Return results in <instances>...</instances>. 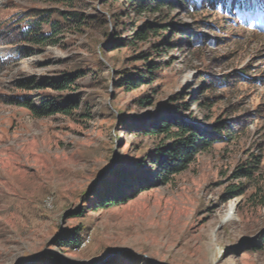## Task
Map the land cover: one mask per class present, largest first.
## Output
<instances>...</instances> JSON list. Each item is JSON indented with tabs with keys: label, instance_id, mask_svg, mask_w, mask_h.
Wrapping results in <instances>:
<instances>
[{
	"label": "rangeland",
	"instance_id": "obj_1",
	"mask_svg": "<svg viewBox=\"0 0 264 264\" xmlns=\"http://www.w3.org/2000/svg\"><path fill=\"white\" fill-rule=\"evenodd\" d=\"M73 13L81 16L73 20ZM34 14L46 15L45 29L57 22V43L16 42L13 31ZM150 23L172 31L113 45ZM175 30L189 36L173 38ZM0 32V264H26L41 253L27 263L35 264L50 253L44 250L69 264L108 255L102 264H264V9L189 15L177 8L157 18L135 13L126 0H0ZM194 33L202 39L197 46L190 44ZM153 65L150 83L151 74L126 87L125 78ZM241 70L256 80L206 91L202 75L231 78ZM66 74L75 80L62 91L18 86ZM21 95L78 107L36 117L5 101ZM182 103L188 110L180 113L199 126L226 122L232 132L164 182L155 161L171 139L139 129ZM249 166L250 177L237 174ZM122 174L151 187L125 203L97 206L115 183L128 191ZM229 204L232 216L221 223ZM76 228L79 246L56 242Z\"/></svg>",
	"mask_w": 264,
	"mask_h": 264
},
{
	"label": "trees",
	"instance_id": "obj_2",
	"mask_svg": "<svg viewBox=\"0 0 264 264\" xmlns=\"http://www.w3.org/2000/svg\"><path fill=\"white\" fill-rule=\"evenodd\" d=\"M127 5H129L132 10L137 13H149L155 15V17H161L162 14L167 16L170 11L179 8L182 12H185L189 15L194 13H198L205 8H208L212 12H221L222 14H233L235 8H239L241 10H246L248 8L255 9H264V0H256L254 5L252 0H209V5L205 6L204 1L202 3L198 2V0H126ZM200 3V4H199ZM35 15V14H34ZM37 18L30 19L29 22H24L23 25L16 28L13 31L14 37L17 43H27L30 45L36 46H45L48 44L57 43L58 39L56 35L58 34V24L57 22H51L49 24V28L45 29L44 25H46L49 20L46 19V15H35ZM73 20L77 19V17L81 16L80 13H73ZM18 22V21H17ZM82 22V20H81ZM198 26V25H197ZM169 25H158L156 23H150L148 25H142L137 30H132V36L128 40H120L116 41L113 45L115 47L122 46L125 44H130L135 42L136 40H146L147 32L152 31V34L156 36L159 34V31H172ZM6 33H11V30H6ZM197 33V31H195ZM1 34V32H0ZM189 36V32L184 30H175L171 33V36L175 38L176 36ZM193 41H190V44L199 45L202 42V39H199L197 35L194 33ZM0 40H2V36H0ZM164 41H167V37L164 38ZM189 44V45H190ZM155 48L158 47V44L154 45ZM25 48L18 47V53L21 56L26 54L24 51ZM182 50L183 48L180 47ZM197 51H201V46H198ZM5 62L0 60V65ZM157 65L148 66V70L146 72L136 73L135 76H130L125 78V84L127 88H136L139 85L146 82V77H149V80L153 79V72L156 70ZM206 77V91L213 90L216 86L221 89L228 88L234 86L236 82H240V80L247 79L256 80L249 76L244 70L238 72V74L229 78L228 75H221L218 77H212L208 75H202ZM202 77V78H203ZM74 77L71 75H64L58 81L53 80H45L41 84H38L34 79H27L24 81H20L18 84L19 87L24 89H33L39 88L43 89L45 87H51L57 91H62L68 88L73 82ZM151 81H149L150 83ZM6 102L11 104H16L22 107L27 108L34 116L36 117H44L51 116L55 114H71L72 110L78 107V103L74 100L68 101L67 103L59 102L54 98H46L42 97L39 103H35L32 97L21 95V96H13L7 97L5 99ZM202 102V101H201ZM197 104H203L197 101ZM207 105H210L207 102ZM176 113L168 112L165 115H157L152 119V122L146 126V128L139 129L140 132L144 134L150 135H161L165 134L167 139H171V142L167 145L160 147L158 150L156 161L158 164L159 172L158 175L162 177V180L165 182L168 180L171 174H176L182 171L187 163L193 158L201 150H205L210 148L213 144L228 140L230 138L232 132V125L226 122L214 123L205 128L203 126H199L196 121V118L191 116H184L180 113V111L188 110V105L186 103H182L180 105H176ZM179 112V113H178ZM209 120V118H206ZM174 130V131H173ZM257 161H259L257 159ZM257 163V162H256ZM251 167H246L239 173L240 176L250 177L252 174ZM120 184H123L124 187L128 188L125 192L122 189L120 190L118 183L107 187L104 189L101 194L98 195L96 204L97 206L106 207L112 206L116 204H122L130 200L133 196L138 193L148 189L151 187L148 181L145 178L134 177L131 174H122L118 175ZM134 181L137 183V187L131 189L130 184ZM119 184V186H120ZM83 213L80 212L81 216ZM264 241V237H263ZM57 243L61 244L63 247L68 246H79L81 243L80 230L79 228L73 229L72 231L61 235ZM35 264H62L58 258L53 256L50 253L44 254L41 256Z\"/></svg>",
	"mask_w": 264,
	"mask_h": 264
},
{
	"label": "water",
	"instance_id": "obj_3",
	"mask_svg": "<svg viewBox=\"0 0 264 264\" xmlns=\"http://www.w3.org/2000/svg\"><path fill=\"white\" fill-rule=\"evenodd\" d=\"M44 251H47V252L52 253L55 257L59 258V260L62 261V263H64V264H69V263H67L62 257H60L57 253H55L54 251H52V250H44ZM40 254H41V253H39L37 256H35L34 258H32V259H31L30 261H28L27 263H30L32 260H34L35 258H37ZM108 257H109V255L106 256V257H103V258L100 259L99 261L94 262V263H91V264H102L103 262H105V261L107 260ZM27 263H26V264H27Z\"/></svg>",
	"mask_w": 264,
	"mask_h": 264
},
{
	"label": "bare ground",
	"instance_id": "obj_4",
	"mask_svg": "<svg viewBox=\"0 0 264 264\" xmlns=\"http://www.w3.org/2000/svg\"><path fill=\"white\" fill-rule=\"evenodd\" d=\"M232 210H233V206L232 204H229L227 210L225 211V213L222 215L220 219L221 223H225L226 221L230 219V217L232 216Z\"/></svg>",
	"mask_w": 264,
	"mask_h": 264
}]
</instances>
